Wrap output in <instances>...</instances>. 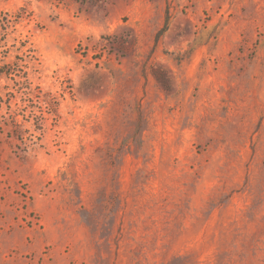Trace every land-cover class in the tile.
Masks as SVG:
<instances>
[{"label": "rangeland", "instance_id": "374dc122", "mask_svg": "<svg viewBox=\"0 0 264 264\" xmlns=\"http://www.w3.org/2000/svg\"><path fill=\"white\" fill-rule=\"evenodd\" d=\"M0 71V264H264V0H0Z\"/></svg>", "mask_w": 264, "mask_h": 264}, {"label": "trees", "instance_id": "16d2710c", "mask_svg": "<svg viewBox=\"0 0 264 264\" xmlns=\"http://www.w3.org/2000/svg\"><path fill=\"white\" fill-rule=\"evenodd\" d=\"M0 74H4L3 71H0ZM9 75H11V73H7ZM26 84H28V89L29 92H25V96H30V101H33V93L31 91V83H28V81L26 80ZM12 97L11 95L9 96V98ZM9 102V103H7ZM4 104H8L7 108H8V113L5 116H1L0 115V134H7V137L9 139L11 138H16L18 139L20 142H23V133L21 131V127L22 125L27 122V119H24L23 122H21L18 119V111H13L12 107H11V99L8 100H3L0 99V112L2 110V108H4ZM24 118H26L24 116Z\"/></svg>", "mask_w": 264, "mask_h": 264}]
</instances>
